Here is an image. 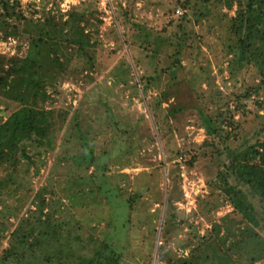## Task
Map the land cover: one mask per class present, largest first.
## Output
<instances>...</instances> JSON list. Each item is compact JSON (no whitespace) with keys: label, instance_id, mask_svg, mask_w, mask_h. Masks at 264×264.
Here are the masks:
<instances>
[{"label":"rangeland","instance_id":"1","mask_svg":"<svg viewBox=\"0 0 264 264\" xmlns=\"http://www.w3.org/2000/svg\"><path fill=\"white\" fill-rule=\"evenodd\" d=\"M183 1L21 0L26 14L39 16L44 5L58 14L74 6L91 14L97 53L94 70H84L90 77L79 74L81 60L71 67L79 72L58 77L46 105L65 119L57 116L51 147H31L43 165L26 173L32 193L10 203L18 206L12 224L38 214L43 199L44 212L64 223L78 255L113 242L119 264H183L202 236H213V226L223 233L240 219L229 200L212 206L223 199L214 180L230 149L264 137L258 133L264 94L254 91L260 77L251 65L229 63L236 38L225 13L235 7L210 4L208 16L198 19L200 7L186 9ZM186 31L182 65L171 69ZM26 47L25 38L0 39V52L9 56L24 55ZM248 90L252 95L238 103L236 95ZM18 107L0 96V117ZM203 113L220 114L223 138L216 145L204 146ZM94 174L113 190V203L89 191L97 190Z\"/></svg>","mask_w":264,"mask_h":264},{"label":"trees","instance_id":"2","mask_svg":"<svg viewBox=\"0 0 264 264\" xmlns=\"http://www.w3.org/2000/svg\"><path fill=\"white\" fill-rule=\"evenodd\" d=\"M210 4L227 9L235 7L234 14L225 13L230 23L229 33L236 38L227 52L229 63L239 67L253 66L260 77L254 91L264 94V0L181 2L186 9L199 6L196 13L198 19L208 16ZM123 15L127 16V13ZM92 25V15L78 10L76 6L64 14H58L54 7L48 9L44 5L37 16L26 14L21 0H0V39L25 38L27 42L26 52L22 56L0 52V96L19 103L18 108L0 117V264H43L36 257L47 264H119L122 260V255L112 247L113 242L102 244L94 253L76 254L71 248L70 232L64 223L54 219L53 213L44 212L43 199L35 210L38 214L33 212L17 224L10 222V215L18 209V206L10 204L12 200L21 201L32 193L26 173H39L43 165L42 160L40 162L39 158L33 156L31 147H51V133L56 126L57 116L65 119L64 113H57L55 108L46 105L53 99L51 93L57 88L59 75L79 72L71 67L80 60L84 68L79 74L90 77V72L95 68L97 42ZM183 33L185 38L176 35L180 38L172 55L175 63L171 69L182 65V49L189 38L187 31ZM85 68L91 71L84 72ZM252 93L248 90L238 94L236 101L240 103V98H248ZM203 115L208 130L204 146L216 145V137L223 138L222 128L217 124L220 114L217 117ZM258 116L261 118L258 133L264 136V113ZM82 143L86 149L88 142ZM94 176L91 180L97 190L89 191L95 195L97 192L113 203L111 187L104 181L97 182L98 176ZM103 176L106 174L103 173ZM214 181L223 199L222 202L214 201L216 203L212 206L218 207L229 200L232 210L240 219H231V223L223 228V233L216 225L213 226V236L205 240V236H202L201 244L182 263L254 264L263 260L264 137L241 148L230 149ZM212 195L215 194L212 192ZM132 196L136 197L137 193ZM127 201L132 210V200L128 198ZM49 247L53 251L45 255Z\"/></svg>","mask_w":264,"mask_h":264},{"label":"crops","instance_id":"3","mask_svg":"<svg viewBox=\"0 0 264 264\" xmlns=\"http://www.w3.org/2000/svg\"><path fill=\"white\" fill-rule=\"evenodd\" d=\"M254 264H264V259L254 263Z\"/></svg>","mask_w":264,"mask_h":264}]
</instances>
